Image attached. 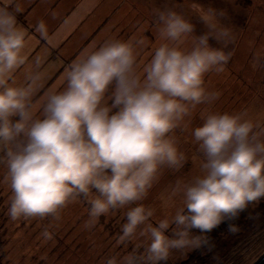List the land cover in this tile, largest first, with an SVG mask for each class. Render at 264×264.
Listing matches in <instances>:
<instances>
[{
    "label": "clouds",
    "instance_id": "1",
    "mask_svg": "<svg viewBox=\"0 0 264 264\" xmlns=\"http://www.w3.org/2000/svg\"><path fill=\"white\" fill-rule=\"evenodd\" d=\"M197 11L208 32L193 38L190 52L180 44L193 33V24L175 11L162 12L160 35L175 46L162 43L138 74L132 42H104L65 69L66 87L45 95L41 118L32 101L39 76L29 77L25 87L9 85L25 63V33L14 15L0 9V160L8 168L13 220L58 219L61 209L81 195L91 197L93 189L99 195L89 200V215L98 218L145 199L162 166L182 165L184 154L170 133L191 109L219 97L207 92L205 75L224 71L232 55L209 44L210 38L223 47L232 42L215 11ZM36 31L47 36L43 21ZM113 109L118 110L110 114ZM256 127L241 115H208L193 131L206 160L201 165L205 175L192 184H178L172 192L183 193L184 208L157 227L147 223L153 209L143 204L131 208L118 243L146 225L140 233L151 239L145 259L157 264L168 258L170 249L206 245L203 234L264 198V129L257 132ZM172 223L175 239L165 235ZM191 229L202 235L190 238ZM229 231L239 229L229 225ZM43 234L51 238L47 231ZM134 259L126 256L123 264H134ZM107 264H117L116 257Z\"/></svg>",
    "mask_w": 264,
    "mask_h": 264
},
{
    "label": "rangeland",
    "instance_id": "2",
    "mask_svg": "<svg viewBox=\"0 0 264 264\" xmlns=\"http://www.w3.org/2000/svg\"><path fill=\"white\" fill-rule=\"evenodd\" d=\"M28 1L31 0H17L16 11L26 9L24 5ZM47 1L51 0H45L37 7L32 6L30 16L34 18L36 27L43 21L48 34L54 25L50 22H56L57 12H49L44 8ZM95 1L84 0L81 10L87 13ZM197 8L215 11L219 26L229 29L232 42L227 47L211 38L209 44L214 48H223L232 55L224 71L213 70L205 75L204 87L207 92L219 93V97L191 109L181 125L170 133L179 151L184 154L182 165L178 168L162 166L159 179L145 199L124 208L111 209L98 218L89 215V200L99 195L93 189L91 197L81 195L61 209L58 219L48 215L44 218L21 217L13 220L9 214L13 192L10 181L5 179L8 168L6 162L0 160V241L3 242V264H107L112 257H116L117 264H123L124 257L129 255L134 256V264H151L145 259L146 249L151 243L150 235H140L146 225H140L133 237L118 243L122 225L127 222L126 212L143 204L154 210L147 223L157 227L160 220H171L179 209L184 208L183 193L172 195L173 189L178 184H192L197 177L205 175L201 165L206 160L199 143L194 139V129L202 126L208 115L224 113L252 120L259 125L254 131L264 129V0H99L80 22L82 28L62 45V50L69 49L72 52L79 46L71 56L68 55L67 60L70 62L77 55L81 57L98 49L106 41H130L137 54L136 72L141 74L162 43L175 46V42L165 40L160 35L159 29L163 24L159 21V14L175 11L193 24V33L180 44L182 50L190 52L194 47L193 38L208 32ZM16 26L26 35L25 25L16 23ZM59 45L50 46L55 49ZM50 50L45 44L27 41L22 53L25 63L13 73L9 81L10 86L25 87L29 77L39 76L32 101L36 116L41 118L45 95L66 87L65 78L60 80L57 74L51 80L60 59H49ZM112 90L109 89V94ZM107 102L111 104L110 100ZM117 110L113 109L110 114ZM261 139L264 140V136ZM3 156L4 153L0 152V157ZM230 220L227 222L226 219L219 225L224 230L219 245H223L225 250L212 264H254L264 254V198L249 204ZM229 225L239 231L235 234L230 232ZM175 228L174 223L170 224L165 235L170 239L178 238L173 233ZM45 231L50 233V239L44 236ZM209 233L203 235L211 240ZM200 235L198 229L190 230V238ZM195 249L190 246L170 249L168 258L157 264H177Z\"/></svg>",
    "mask_w": 264,
    "mask_h": 264
},
{
    "label": "crops",
    "instance_id": "3",
    "mask_svg": "<svg viewBox=\"0 0 264 264\" xmlns=\"http://www.w3.org/2000/svg\"><path fill=\"white\" fill-rule=\"evenodd\" d=\"M16 1L17 0H8L6 2L0 1V5L2 9H6L9 13L15 16L16 23H21V25L26 26L25 43H27V41H30L32 43L33 41V44H35L36 42L40 44H45L51 49L49 52V59H60L59 67L54 73L51 80L56 77V74L58 75L57 77H60V80L65 78V69L69 66V64L78 58H82L86 54H83L81 57L80 55H77L75 58H73L72 61L70 60V62H68V55L71 56L75 50H78L79 46H77L76 49L71 52L69 51V49L65 50L63 48L62 50V45L67 42L73 34L77 33L76 31L81 27L80 22H82L86 14L90 12L89 10H93L95 8L99 0H96L92 4L87 13L86 11H84V9L81 10V8L83 7L82 2L84 0H63V2L61 0L47 1L44 8L47 9L49 12L50 10H54L55 12H57V19L56 22H50L51 25L54 24L52 26V30L47 34L46 38L41 39H39L40 37H38L41 34L36 31V22H33L34 18L30 16V8L32 6L37 7L38 5H41V3L45 0H31L25 2L26 4L24 5V7H26V9L20 8L19 12H17L15 8ZM70 5L71 7L69 8ZM49 44L60 45L58 46V48L54 49ZM28 58L29 57H27L26 59Z\"/></svg>",
    "mask_w": 264,
    "mask_h": 264
},
{
    "label": "trees",
    "instance_id": "4",
    "mask_svg": "<svg viewBox=\"0 0 264 264\" xmlns=\"http://www.w3.org/2000/svg\"><path fill=\"white\" fill-rule=\"evenodd\" d=\"M259 205V208L261 207ZM263 210V207L262 209ZM230 219H227V222ZM229 222H232L231 220ZM226 223V222H225ZM233 224V223H232ZM226 225V224H225ZM211 233V240H208L206 245H202L199 248H196L192 252H190L187 257L180 261L177 264H212L214 259L218 258V256L225 250L223 245H219V238L221 237V233H224V230L221 226L217 227L210 231ZM3 242L0 241V264L1 258L3 257L4 250H2Z\"/></svg>",
    "mask_w": 264,
    "mask_h": 264
},
{
    "label": "water",
    "instance_id": "5",
    "mask_svg": "<svg viewBox=\"0 0 264 264\" xmlns=\"http://www.w3.org/2000/svg\"><path fill=\"white\" fill-rule=\"evenodd\" d=\"M254 264H264V254Z\"/></svg>",
    "mask_w": 264,
    "mask_h": 264
}]
</instances>
